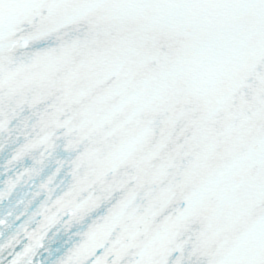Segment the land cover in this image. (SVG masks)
<instances>
[{
	"label": "snow or ice",
	"instance_id": "1",
	"mask_svg": "<svg viewBox=\"0 0 264 264\" xmlns=\"http://www.w3.org/2000/svg\"><path fill=\"white\" fill-rule=\"evenodd\" d=\"M0 264H264V0H0Z\"/></svg>",
	"mask_w": 264,
	"mask_h": 264
}]
</instances>
